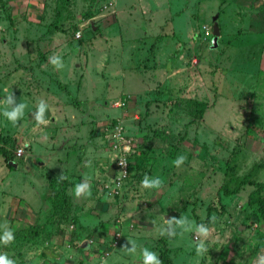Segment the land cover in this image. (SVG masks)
<instances>
[{"label": "rangeland", "instance_id": "obj_1", "mask_svg": "<svg viewBox=\"0 0 264 264\" xmlns=\"http://www.w3.org/2000/svg\"><path fill=\"white\" fill-rule=\"evenodd\" d=\"M10 93L28 107L16 125L0 114V226L47 220L38 211L57 190L68 208L55 234L0 244L16 264H139L128 240L137 252L165 247L171 264H254L264 254V221L246 205L253 186L224 194L241 179L264 186V0H0V100ZM38 99L49 106L43 125L32 118ZM117 121L133 154L109 196L105 133ZM179 155L187 159L175 167ZM145 174L162 186L142 188ZM85 178L92 194L76 198ZM208 204L217 221L202 257L191 233L160 239L168 218L202 221ZM119 219L132 227L113 247Z\"/></svg>", "mask_w": 264, "mask_h": 264}, {"label": "clouds", "instance_id": "obj_2", "mask_svg": "<svg viewBox=\"0 0 264 264\" xmlns=\"http://www.w3.org/2000/svg\"><path fill=\"white\" fill-rule=\"evenodd\" d=\"M49 63H51L55 69L59 70L64 67L62 57L60 55L54 54L49 58ZM0 105L3 106L2 114L7 121L12 125H16L24 116L25 109L28 105L25 102L17 103V99L14 93L8 94L3 100H0ZM49 106L44 99H38L36 103V110L32 113V118L36 121L38 125L46 124V112ZM125 151H128L126 148ZM187 159L184 155H179L172 161L175 167H180L184 161ZM122 166L125 164H121ZM60 179H66V177L61 173ZM163 184V180L160 177H149L147 174L144 175L141 180L142 188L159 189ZM73 194L76 198L82 196H91V184L89 179L85 178L79 183H76L73 188ZM209 223L215 224L217 217L213 214L208 218ZM0 227L4 228L3 235H0V244L8 245L14 241L15 237L11 229L7 228L6 224ZM184 233H191L196 241L195 252L197 256H203L209 251L205 241L211 235V229L209 226L203 222L197 223L195 220L189 218L186 215H180L179 218L173 216L168 218L164 225L161 226L159 230L160 236H167L169 238H174L178 234L182 235ZM128 244L131 246L129 247ZM137 244L133 240H128L123 246L128 255L135 256L139 264H163V261L159 257L158 253L151 251L148 247H141L140 251L137 252ZM0 264H16V261L10 259L7 253H0ZM102 264H107V260H103ZM254 264H264V254H258V258L254 261Z\"/></svg>", "mask_w": 264, "mask_h": 264}, {"label": "trees", "instance_id": "obj_3", "mask_svg": "<svg viewBox=\"0 0 264 264\" xmlns=\"http://www.w3.org/2000/svg\"><path fill=\"white\" fill-rule=\"evenodd\" d=\"M200 114V111L198 115ZM138 157V156H136ZM135 158V156H134ZM139 161V160H138ZM137 161V162H138ZM134 162V160H133ZM252 185L253 189L250 190L247 193L246 196V205L248 207H251L254 209L255 214L257 215L258 219H261L264 221V196H263V184L260 182H253L249 180H244L241 179L238 181L235 185V187L232 190H226L224 189V194L225 195H231L235 194L238 192L243 185ZM123 195V194H122ZM51 199H50V214L45 222H42L43 224H30L26 225L25 227H20L17 226L15 229H12L11 226L8 228L12 230L14 234V241L11 242L10 244L6 245L7 249H12L15 250L16 248L21 249L23 246L32 243L35 241V239H38V235L40 234L39 232L45 234L47 237L51 236L54 234L55 230L58 229V224L62 220L63 217H65L68 213V208H67V203L66 199L60 195V193L57 191H54L51 193ZM184 207V206H183ZM181 208L183 210L184 208ZM221 208V207H220ZM214 210V206H211L208 204L206 206V216L203 218V220H199L197 217H195V221L197 223H205L208 226H210L211 223H209V217H210V212L211 210ZM193 213V212H192ZM194 215V213H193ZM50 216H52V219H50ZM50 225V228L46 227L47 225ZM53 227H52V226ZM54 228V229H53ZM167 236H162L160 239L166 238ZM159 257L163 261V264H171V259L167 255V249L164 247V249L159 252ZM23 264V263H22ZM25 264V263H24Z\"/></svg>", "mask_w": 264, "mask_h": 264}, {"label": "built area", "instance_id": "obj_4", "mask_svg": "<svg viewBox=\"0 0 264 264\" xmlns=\"http://www.w3.org/2000/svg\"><path fill=\"white\" fill-rule=\"evenodd\" d=\"M76 36L78 37L79 33H77ZM114 105L120 106L121 104L117 102ZM110 138L111 142L109 140ZM105 141L110 142L111 150L114 151L115 157L108 172V179L112 186L109 187V184L106 183L103 184V188L107 190L109 195L113 196L118 193L121 182H123L128 176L130 158L133 154V149L131 148L133 141L132 138L128 139V135L125 133L123 126L118 121L113 123L111 128H109L105 133ZM126 148L128 151H125ZM20 155L21 149L18 148L15 151V156ZM122 163L125 165L122 166ZM114 243L115 241L113 244Z\"/></svg>", "mask_w": 264, "mask_h": 264}, {"label": "crops", "instance_id": "obj_5", "mask_svg": "<svg viewBox=\"0 0 264 264\" xmlns=\"http://www.w3.org/2000/svg\"><path fill=\"white\" fill-rule=\"evenodd\" d=\"M64 146L63 145H61L60 146V148L62 149ZM28 159V156L25 158V161ZM14 166H15V164H14ZM111 172V171H110ZM109 195V194H108ZM110 196V195H109ZM124 196L123 195H119L118 197H116V198H113L114 199V202L116 203V205H121V201H122V198H123ZM124 200V199H123ZM125 205V204H124ZM49 206H50V200L48 201V206H47V209H40L39 211H38V214H42V212L43 211H45L44 213H49L50 214V212H51V210H50V208H49ZM124 208H125V206H124ZM48 214V215H49ZM119 214V213H118ZM45 214H43V216H44ZM120 215V214H119ZM42 216V217H43ZM52 219V216H50V219L49 220H51ZM121 219V218H120ZM120 219L117 221V222H115V225H114V227H115V232L113 231V235H114V239H115V243L113 244L112 243V245H113V247L117 244V238H119L120 236H121V234H122V232L123 231H126L125 229L127 228V231L129 230V228L130 227H132V226H130L129 228L124 224V223H122V221H120ZM14 220V219H13ZM12 220V221H13ZM74 220V217H72L71 218V220L70 221H73ZM46 221V219H41L40 218V216H35V218L33 219V223H39V222H45ZM61 222V221H60ZM59 222V223H60ZM30 223H32V222H30ZM19 224V223H18ZM52 226V225H51ZM58 226H60L59 224H58ZM14 227V229L17 227V226H13ZM53 227V226H52ZM70 227L72 228L73 226H72V224H70ZM54 229V228H53ZM57 230L58 229H56L55 230V232H54V234L57 232ZM108 233H111V231L109 230V232ZM79 241V240H78ZM74 243H77V241H74ZM79 245L81 246L80 247V249H83V246H85L86 244H85V242L83 241V240H81V242H79ZM108 254V253H107ZM25 263V262H24ZM54 263L56 264L57 263V259L56 260H54ZM60 263V262H59ZM25 264H28V263H25Z\"/></svg>", "mask_w": 264, "mask_h": 264}, {"label": "water", "instance_id": "obj_6", "mask_svg": "<svg viewBox=\"0 0 264 264\" xmlns=\"http://www.w3.org/2000/svg\"><path fill=\"white\" fill-rule=\"evenodd\" d=\"M212 34H213V37L211 39V47H215L216 46V36L218 34V29H217V27L215 25H213V27H212ZM10 164L12 166H14V163L10 162Z\"/></svg>", "mask_w": 264, "mask_h": 264}]
</instances>
